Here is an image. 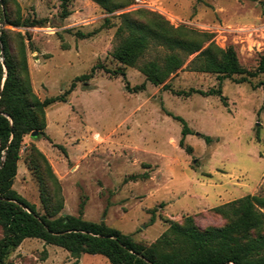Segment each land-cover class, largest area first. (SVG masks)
I'll return each instance as SVG.
<instances>
[{
  "label": "rangeland",
  "instance_id": "1",
  "mask_svg": "<svg viewBox=\"0 0 264 264\" xmlns=\"http://www.w3.org/2000/svg\"><path fill=\"white\" fill-rule=\"evenodd\" d=\"M121 2V8L107 13L92 0H73L70 13L61 17L59 0H7L11 17L46 19L35 26L5 23L0 3V29L8 33L14 57H25L39 99L62 93L96 63L108 69L121 66L110 52L117 14L125 11H155L174 26L207 32L210 40L204 47L210 41L220 48L232 45L247 68L256 65L264 50V0ZM124 70L131 86L145 81L136 67ZM167 83L147 81L143 90L128 91L120 75L103 69L86 82L77 81L65 101L45 107L43 133L23 137L13 187L40 214L45 212L42 185L49 210L60 200L58 214L103 220L145 244L157 240L170 221L181 222L186 215L202 229L225 224L227 217L214 207L247 194L264 195V73L245 83L224 78L220 86L226 104L217 94L185 92L217 88L213 73L190 71L184 64ZM172 115L182 116L192 130L184 138L190 152L179 145L181 124ZM205 135L211 137L209 143ZM37 151L55 179L47 175ZM7 260L109 264L101 254L76 258L35 237L24 238Z\"/></svg>",
  "mask_w": 264,
  "mask_h": 264
},
{
  "label": "trees",
  "instance_id": "2",
  "mask_svg": "<svg viewBox=\"0 0 264 264\" xmlns=\"http://www.w3.org/2000/svg\"><path fill=\"white\" fill-rule=\"evenodd\" d=\"M72 1L59 0L61 17L70 13ZM92 1L107 13L123 6L121 0ZM1 4V18L7 24L35 26L46 21L43 17H11L6 8L7 0H1ZM117 16L116 43L110 54L121 66L108 69L96 63L88 72L75 76L62 93L43 99L32 91L25 57H14L8 33L0 29V264H15L7 257L26 237L60 246L76 258L81 253L101 254L109 264H264V195L247 194L214 207L227 217L223 225L202 229L193 216L186 215L181 222L170 221L168 229L157 240L145 244L103 220H87L80 214H58L62 207L60 200L49 210L42 185L40 199L45 212L40 214L35 205L13 187L23 137L32 131L42 134L46 125L45 107L65 101L76 82H86L96 69H103L112 76L120 75L124 88L136 92L143 90L147 81L167 87V80L185 64L190 71L213 73L218 80L215 89L190 88L185 92L217 94L224 104L226 98L221 95L220 86L224 78L245 83L264 73V50L258 55L256 65L247 68L239 62L232 45L220 48L210 41L204 47L210 40L209 33L194 31L183 24L174 26L155 11L137 9ZM104 22L107 23L108 18ZM151 52L155 53L153 57H147ZM124 66L136 67L145 81L131 86ZM172 116L181 124L179 145L190 152L191 147L184 138L192 130L182 116ZM204 140L209 143L211 137L205 135ZM57 146L65 152L62 145ZM37 155L43 160L47 175L55 179L44 155L39 151Z\"/></svg>",
  "mask_w": 264,
  "mask_h": 264
},
{
  "label": "water",
  "instance_id": "3",
  "mask_svg": "<svg viewBox=\"0 0 264 264\" xmlns=\"http://www.w3.org/2000/svg\"><path fill=\"white\" fill-rule=\"evenodd\" d=\"M0 3H1V0H0ZM4 72H5V69H4ZM30 135H31V136H36V135H38V132H37V131H32V132L30 133Z\"/></svg>",
  "mask_w": 264,
  "mask_h": 264
}]
</instances>
